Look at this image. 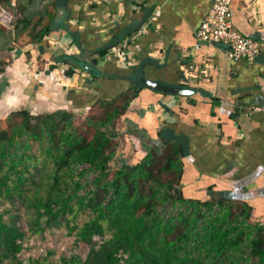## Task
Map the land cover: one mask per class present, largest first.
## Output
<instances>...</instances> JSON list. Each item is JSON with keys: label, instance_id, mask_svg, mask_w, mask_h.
<instances>
[{"label": "crops", "instance_id": "crops-1", "mask_svg": "<svg viewBox=\"0 0 264 264\" xmlns=\"http://www.w3.org/2000/svg\"><path fill=\"white\" fill-rule=\"evenodd\" d=\"M53 1L33 0L26 16L43 15ZM63 1L55 7V16L65 9L60 26L41 42L20 36L0 79V112L25 101L36 112L82 117L99 96L136 87L117 125L119 157L138 161L155 144L179 140L187 198L248 203L252 220L264 223V49L249 62L230 59L221 43L197 41L214 0ZM231 10L234 29L264 39V0H231ZM18 31L12 21L6 45ZM141 76L192 91L166 93L139 84Z\"/></svg>", "mask_w": 264, "mask_h": 264}, {"label": "trees", "instance_id": "trees-1", "mask_svg": "<svg viewBox=\"0 0 264 264\" xmlns=\"http://www.w3.org/2000/svg\"><path fill=\"white\" fill-rule=\"evenodd\" d=\"M32 1L15 0L11 7L15 44L6 45L8 27L0 22V79L20 36L41 42L56 27V5L64 4L54 0L43 15L29 18ZM11 2L0 0V7ZM138 94L134 87L99 96L82 117L25 106L0 116V205L9 203L0 211V264H264V223L252 220L250 204L185 196L179 140L155 144L138 161L119 157L117 125ZM171 199L189 210L164 219L160 209ZM25 215L35 232L61 228L73 236L89 248L86 256L55 258L50 248L22 260Z\"/></svg>", "mask_w": 264, "mask_h": 264}, {"label": "built area", "instance_id": "built-area-1", "mask_svg": "<svg viewBox=\"0 0 264 264\" xmlns=\"http://www.w3.org/2000/svg\"><path fill=\"white\" fill-rule=\"evenodd\" d=\"M13 21L12 14L4 7H0V22L10 27ZM199 42L221 43L226 46V55L233 60L245 59L249 62L264 49V39L244 35L234 29L232 22L231 0H214L205 19L196 30ZM199 44H197L198 46ZM80 165V167H87ZM189 204L182 201L170 200L161 209L164 219L185 213ZM199 224H202L201 222ZM202 226L199 225L196 233L200 234ZM249 254V248L246 249ZM249 264V263H243Z\"/></svg>", "mask_w": 264, "mask_h": 264}, {"label": "rangeland", "instance_id": "rangeland-1", "mask_svg": "<svg viewBox=\"0 0 264 264\" xmlns=\"http://www.w3.org/2000/svg\"><path fill=\"white\" fill-rule=\"evenodd\" d=\"M13 5L14 3L11 2L9 5L6 4L5 8L9 10V12H11V7ZM6 38L7 37H5V39ZM4 51L7 53L6 50ZM22 106H25V101L23 104H17L15 108H5V110H2L0 112V116L7 115L12 111V109H18ZM7 207H9V203H2L0 205V211L4 210ZM29 219L30 215H25L23 216L22 221L20 222L24 227H26L27 231L24 249L19 253V257L22 260L28 261L30 257H35L40 254H44L50 248H54L56 250L55 258H58L59 256L64 254H76L81 256L82 258L86 256L89 248L85 245H76L75 238L73 236L65 234L61 228H56L47 231L44 234H40L38 232L33 231ZM95 239L97 241H101V237L99 236H96Z\"/></svg>", "mask_w": 264, "mask_h": 264}, {"label": "water", "instance_id": "water-1", "mask_svg": "<svg viewBox=\"0 0 264 264\" xmlns=\"http://www.w3.org/2000/svg\"><path fill=\"white\" fill-rule=\"evenodd\" d=\"M64 8L62 6H60L58 8V11H57V14L55 16V19H54V24H57V23H60L62 18L64 17ZM79 63V62H78ZM80 65L90 71L91 73H94V74H98V71L93 68L91 65H88L87 63L85 62H82L80 61ZM139 81L142 85H145L147 87H150V88H153V89H157V90H160V91H163V92H166V93H173V94H185V93H189L191 92L192 90L187 88V87H184V86H180V85H171V84H167V83H163V82H160V81H155V80H150L144 76H141L139 78Z\"/></svg>", "mask_w": 264, "mask_h": 264}]
</instances>
